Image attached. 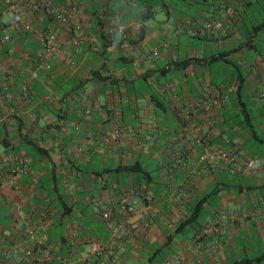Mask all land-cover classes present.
<instances>
[{
	"label": "crops",
	"instance_id": "obj_1",
	"mask_svg": "<svg viewBox=\"0 0 264 264\" xmlns=\"http://www.w3.org/2000/svg\"><path fill=\"white\" fill-rule=\"evenodd\" d=\"M18 2L13 25L0 1V264H264V166L227 158L264 157V0Z\"/></svg>",
	"mask_w": 264,
	"mask_h": 264
},
{
	"label": "built area",
	"instance_id": "obj_2",
	"mask_svg": "<svg viewBox=\"0 0 264 264\" xmlns=\"http://www.w3.org/2000/svg\"><path fill=\"white\" fill-rule=\"evenodd\" d=\"M2 1V3L5 5V7L7 9H9L12 12V16H11V23L13 25H17L18 23H20L21 21V14L19 12V2L18 0H0ZM216 3L218 4H224L225 0H215ZM240 9V7L238 8H234L231 5L225 4L223 6V11L225 13L226 16L228 17H232L234 15L237 14L238 10ZM52 17L54 18V20H56L58 23L60 24H64V25H71L73 26V28L75 30H78L80 28V25L76 19L75 16V11L71 10L68 12H63V11H59L58 9L52 11ZM222 26L221 21L218 20H213L211 21L208 25H207V30L209 31H217L218 29H220ZM118 30L121 31V27H118ZM44 39L45 42L43 43L45 45L46 48H49L51 45H55L56 44V36L54 33H45L44 35ZM75 42L78 44H82V37H77L75 39ZM257 95L259 96L260 99L264 100V92L260 91L257 93ZM224 95L221 94L220 95V100L216 103V101H214V106H219L220 105V101L224 99ZM185 118L187 117V115L184 116ZM211 123H213V127L215 126L216 123V119L213 117V119L210 121ZM220 152L218 151V149L213 148V155L216 153ZM204 155H209V151H204ZM221 156H226V154L221 153ZM230 162H231V167L232 170L234 172H236L237 174L240 175H247V176H253L256 174L258 168L260 166H264V157L262 158H236L233 155H229L227 157ZM22 171V170H20ZM138 193L137 192H129L128 195L127 194H123L118 198L117 201V207L118 209L123 212L125 214L126 217H130L131 214L134 212V205L138 202ZM222 219H225L226 215H221L220 216ZM111 234L114 235V233L116 232V227H114L113 225L107 224ZM209 230L215 231L216 230V226L212 223H206L204 224L201 228L199 233L200 234H205L207 233ZM89 251L90 252H94V253H99L102 250V246L100 244V242H98L97 240H91L89 242ZM29 250L25 249L24 250V254L28 255L29 254ZM88 255V252H81L78 254L77 258L81 261L86 260ZM179 260L177 257L175 256H170L164 259V261L162 262V264H178ZM59 264H72L69 260H65L60 262Z\"/></svg>",
	"mask_w": 264,
	"mask_h": 264
},
{
	"label": "trees",
	"instance_id": "obj_3",
	"mask_svg": "<svg viewBox=\"0 0 264 264\" xmlns=\"http://www.w3.org/2000/svg\"><path fill=\"white\" fill-rule=\"evenodd\" d=\"M150 16V13L148 12V17ZM237 125H239L242 128H246V130H253V123L248 121L247 118L246 119H241L239 120L237 123ZM249 262H251V260L249 259H244L236 264H248Z\"/></svg>",
	"mask_w": 264,
	"mask_h": 264
},
{
	"label": "rangeland",
	"instance_id": "obj_4",
	"mask_svg": "<svg viewBox=\"0 0 264 264\" xmlns=\"http://www.w3.org/2000/svg\"><path fill=\"white\" fill-rule=\"evenodd\" d=\"M182 4H183V2H181V1H176L175 2V5H176V8L175 9H179V8H181L182 7ZM156 17H158V18H163V15H162V12L161 11H159V7H158V9L156 10ZM181 38H184V36H181Z\"/></svg>",
	"mask_w": 264,
	"mask_h": 264
}]
</instances>
